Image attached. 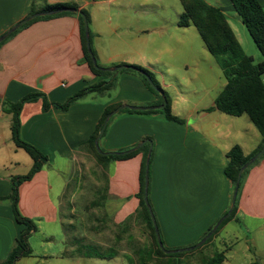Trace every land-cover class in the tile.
<instances>
[{
  "label": "crops",
  "instance_id": "crops-1",
  "mask_svg": "<svg viewBox=\"0 0 264 264\" xmlns=\"http://www.w3.org/2000/svg\"><path fill=\"white\" fill-rule=\"evenodd\" d=\"M206 1L222 9L226 16L227 10L235 11L230 0ZM259 1L264 7V0ZM54 4H75L89 13L92 49L101 68L140 66L153 72L166 90L174 88L172 112L183 123L170 121L162 113L121 111L113 116L100 147L110 153L151 141L149 200L164 244H190L206 235L231 207L232 183L225 172L227 154L239 145L250 155L260 146L262 137L247 115L234 117L211 110L227 80L209 58L206 46L201 49L192 44L193 31L199 33L198 30L179 26L183 8L176 6L174 0H0V37L30 16L34 5L41 8ZM160 20L168 24L160 26ZM155 33L167 38L173 47L164 41L151 43L148 38ZM143 39L146 43L141 46ZM182 58L183 69L190 76V81L183 84L197 82L205 88L184 93L173 82H167L174 79L170 72L173 61ZM123 71L115 75L118 81L114 89L89 94L66 111L51 108L44 112L42 101L28 103L23 109L21 138L37 147L49 162L21 186L19 208L37 227L30 238L31 246L58 242L54 254L49 255L54 258H80L67 254L62 201L71 179V167L88 154L82 145L96 131L106 108L159 103V98L138 76ZM108 80L110 76L94 74L84 62L80 21L76 16L38 21L0 48V171H8L0 174V262L8 257L26 229L16 221L11 203L1 200L12 194L11 179L25 176L33 166V160L26 159L25 175L10 171L20 163L13 161L18 150L12 136V115L4 112V103H18L29 94L40 92L50 102L63 104L83 88ZM146 145L150 152V145ZM144 153L102 167V207L106 217L109 215L118 226L140 207ZM244 218L247 228H264V159L248 173L238 212L227 225ZM138 222L146 226L142 220ZM119 230L118 238L123 237ZM24 259L27 258L16 264Z\"/></svg>",
  "mask_w": 264,
  "mask_h": 264
},
{
  "label": "trees",
  "instance_id": "trees-1",
  "mask_svg": "<svg viewBox=\"0 0 264 264\" xmlns=\"http://www.w3.org/2000/svg\"><path fill=\"white\" fill-rule=\"evenodd\" d=\"M238 17L241 19L243 25L247 28L250 36L255 42L257 48L264 57V7L259 0H230ZM183 12L179 20V26L182 28L195 27L209 53L216 58L221 70L223 71L224 77L227 80V84L220 95L215 101V106L211 110H218L224 114L241 117L247 115L253 124L256 126L262 141L260 146L250 155H246L241 146L237 145L233 147L227 154L229 163L226 168V175L232 183V197L234 194L235 186L238 180L240 170L245 164H247L258 152L264 148V59L262 62L256 64L254 58L247 55L244 48L237 39L235 32L230 25L228 18L224 11L219 7L211 5L206 0H180ZM63 8H74L79 9L75 4H54L46 5L41 8L33 6L30 15L36 14L38 12H50L56 11ZM82 12L87 16L90 23L89 13L83 9ZM63 16H76L80 21V31L82 39V47L84 52V62H86L92 72L98 76H110V80L104 81L100 84L83 88L78 93L69 98L65 103H52L48 97L40 92H34L23 98L18 103H4V112L6 114L12 115V136L13 141L17 148L24 150L30 158L33 160V166L28 174L21 177H13L11 179L12 183V194L2 199L1 201H9L13 208L14 216L16 221L25 226V231L16 240L14 247L12 248L8 257L1 261L0 264H16L20 259L28 258L33 255V250L30 245L31 236L37 231L36 224L30 218L25 217L19 208L20 200V188L21 186L31 181L39 172L42 171L43 167L49 162V158L45 156L37 147L24 141L21 138V127H22V112L26 104L42 101L43 111L47 112L51 108H56L58 110L66 111L74 103L81 101L84 97L93 93H105L114 89L117 86L116 73L103 71L95 68L93 60L87 49V40L85 35V27L83 18L80 15L74 13H61L53 16L39 17L28 24L24 25L14 34H12L7 40L0 44V48L4 45L10 38L14 37L21 30L28 28L32 24L43 21L52 20L55 18ZM91 45H92V34H91ZM93 50V49H92ZM94 53V51H93ZM95 55V53H94ZM96 57V56H95ZM136 70H127V72L138 76L146 85V87L159 98V103L155 106L164 104L165 99L167 101V106L162 110L155 111H134L130 109H125L122 112H128L132 114H165L167 119L170 121L183 123V120L175 116L172 112V104L167 93L162 88L155 74L150 70L140 67L133 66ZM149 76L153 83V87L146 76ZM120 105H114L106 108L94 134L91 138L82 145L87 152L95 157L97 163L102 167H106L114 161L127 160L132 157L137 156L141 152H145L144 160L141 168L140 184L141 190L138 194L140 199V207L137 212L130 216L123 224L119 227L122 230L121 234H127L131 226L136 224L137 221L142 220L146 227L150 231V242L141 248H136L133 252L137 259L132 255H126L125 258L128 264H224L226 261L225 252L214 251L212 256H206L202 254L207 250L208 245L212 243L214 238L219 234V232L231 222L236 216L240 197L242 194V189L244 187L245 179L252 169L253 166L260 163L264 159V155L251 165L242 176V181L240 184L239 195L236 202V208L233 213L227 218L216 231V233L200 248L184 253H176L173 255L166 254L160 247L158 237L156 234V229L149 213V210L145 203V176H146V164L149 155V147L145 145L141 149L134 151L127 155H111L103 156L97 150L96 140L108 120L110 114L116 110ZM114 117L110 118L107 128L105 130L104 136L107 134L108 128ZM128 150H120L118 152H125ZM102 152L106 153L104 150ZM152 166V154L150 159V173ZM151 179V176H150ZM104 197L101 195L98 200L91 204L92 207L103 206ZM226 212L224 216L227 214ZM223 216V217H224ZM220 221V220H219ZM218 221V222H219ZM217 222V223H218ZM216 223V224H217ZM213 230L211 228L204 238ZM160 231V230H159ZM122 240V236L117 237L116 243L119 244ZM162 240V237H161ZM166 250H169L166 248ZM120 252L116 247H109L103 249L96 245L80 246L75 252L74 256L90 258V259H106L112 260L119 256Z\"/></svg>",
  "mask_w": 264,
  "mask_h": 264
},
{
  "label": "rangeland",
  "instance_id": "rangeland-1",
  "mask_svg": "<svg viewBox=\"0 0 264 264\" xmlns=\"http://www.w3.org/2000/svg\"><path fill=\"white\" fill-rule=\"evenodd\" d=\"M174 1L176 2V6L182 8L181 2L178 0ZM231 6L232 5H230V7ZM227 18L246 54L253 57L256 64L262 62L264 57L257 48L247 28L238 17V14L229 9L227 10ZM158 23L160 26L162 24H168L164 20H160ZM170 23H172V20H169V25ZM194 30L196 29L194 28ZM193 34L195 36V41H193L192 44L199 46L201 49L202 47H205L199 33L193 31ZM148 40L154 45L162 44L164 41L169 44L170 48L173 47L172 42L167 38H162L161 34L158 33L152 34ZM145 43L146 39H143L141 41V46L145 45ZM208 56H210L209 58H211L216 64L218 68L217 70L221 72V76L225 80L226 78L224 77L223 71L216 58L212 55ZM183 60L184 58L173 61V66L171 67L170 72L174 79H168L167 82H173L176 84L175 87L184 93H188L193 89H203L204 86L196 85L197 82H194L191 85L183 84L190 81L189 74L183 69ZM185 60H188V58H185ZM171 61L172 60H170V62ZM165 62L167 63V60ZM179 66L181 68H179ZM262 79L264 81V75ZM162 88L165 90L170 100L171 97H175L176 92L174 88L168 90L163 86ZM204 93L205 91L202 94ZM195 96L197 95L195 94ZM16 150H18V152L13 154V161L20 163V165L15 166L14 164L10 171L11 173L18 175H25V160H31V158L24 150L17 147ZM71 170L72 171L69 174L71 179L62 201L63 210L61 214L64 223V230L68 238V245L66 248L67 254L73 255L81 245H96L103 249L116 247L120 252L119 256L112 260L90 259L84 257L78 259H58L49 256L53 255L58 247V242L54 240L47 244L34 243L31 248L36 257L24 259L21 264H128L125 258L126 255H132L137 259L133 251L150 242L149 229L143 224L140 225L137 221L136 224L131 226L127 234L123 235L121 242L117 244L116 240L117 236L120 234V227L114 222V219L108 218L109 215L106 217L107 214L103 207L91 206V204L98 200L103 194L105 179L102 166L97 163V160L93 155L86 153L77 164H74V166L71 167ZM5 173H8V171H0V174ZM245 220L246 219L244 218L238 223L227 225L225 229H222L219 232L212 243L208 245L207 250L202 254L212 256L215 250L219 252L226 251V261L224 264H264V228H247V221ZM204 236L205 234H202L194 239V242L185 245L167 246L164 244L163 238L162 243L164 248H167L170 251L187 249L197 245ZM160 237H162L161 230Z\"/></svg>",
  "mask_w": 264,
  "mask_h": 264
},
{
  "label": "water",
  "instance_id": "water-1",
  "mask_svg": "<svg viewBox=\"0 0 264 264\" xmlns=\"http://www.w3.org/2000/svg\"><path fill=\"white\" fill-rule=\"evenodd\" d=\"M61 13H74L77 15L82 16L83 18V22H84V27H85V35H86V40H87V49L88 52L93 60L94 66L97 69L103 70V71H108V72H114L116 74L122 72L123 70L127 69V70H138L133 66H129V65H125V66H118V67H114L111 69H104L101 68L98 65L97 59L93 53L92 50V45H91V33H90V24L88 21L87 16L82 12V10L80 9H74V8H63L60 10H56V11H50V12H38L36 14L30 15L27 18H25L24 20L20 21L19 23H17L15 26H13L10 30H8L4 35H2L0 37V44L2 42H4L5 40H7L12 34H14L16 31H18L20 28H22L24 25L28 24L29 22L39 18V17H46V16H53V15H58ZM146 76V78L148 79V81L150 82V84L154 86V83L152 81V79L147 76L145 73H142ZM167 106V101L165 99L164 104L159 105V106H148V107H142V106H130V105H122L120 107H118L116 110H114L108 120L106 121L105 125L103 126L97 140H96V147L97 150L101 153V155L103 156H111V155H127L130 154L134 151H137L139 149H141L144 145L149 144L150 145V152H149V156L147 159V164H146V176H145V203L146 206L149 210V213L151 215V218L153 220L155 229H156V234L158 237V241L160 244V247L162 248V250L168 254V255H173L176 253H184V252H191L194 251L198 248H200L201 246H203L215 233L216 231L219 229V227L221 226V224L230 217V215L233 213V211L236 208V202H237V198L239 195V190H240V184L242 181V176L243 173L245 172V170H247L251 165H253L254 163H256V161H258L263 155H264V148L258 152L247 164H245L243 166V168L240 170L239 176H238V180L235 186V190H234V194L232 197V203H231V207L230 210L228 211V213L216 224V226L213 228V230L205 237L203 238L197 245L191 247V248H187V249H180V250H166L164 248V245L162 243L161 237H160V231L157 225V221L152 209V206L150 204V200H149V185H150V159H151V154H152V142L151 141H144L142 144L138 145L136 148L128 150L126 152H110V153H104L102 152L101 148H100V140L102 139V137L104 136L105 130L107 128L108 122L110 120V118H112L113 116L119 114L121 111L125 110V109H130V110H134V111H141V112H145V111H155V110H162Z\"/></svg>",
  "mask_w": 264,
  "mask_h": 264
}]
</instances>
